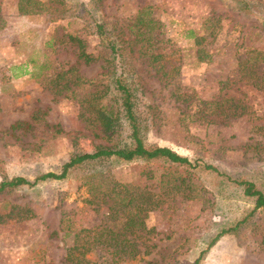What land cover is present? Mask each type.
Returning a JSON list of instances; mask_svg holds the SVG:
<instances>
[{"label": "rangeland", "instance_id": "1", "mask_svg": "<svg viewBox=\"0 0 264 264\" xmlns=\"http://www.w3.org/2000/svg\"><path fill=\"white\" fill-rule=\"evenodd\" d=\"M102 22L126 40L125 78L144 144L201 165L112 156L37 180L60 174L73 154L130 139L126 122L111 141L84 113L89 98L104 106L117 100L104 92ZM70 35L100 58L79 61ZM257 52L264 55V0H0V182L35 181L0 192V215L34 213L0 222V264H69L74 234L108 219L116 183L140 199H164L145 217V241L155 247L117 261L100 246L87 254L92 264H264V206L204 166L264 190V81L239 65L240 56ZM262 62L256 70L264 77ZM21 64L31 73L17 76ZM232 103L247 106L244 115H231ZM20 121L32 126L10 129ZM180 182L178 192L166 191Z\"/></svg>", "mask_w": 264, "mask_h": 264}, {"label": "trees", "instance_id": "2", "mask_svg": "<svg viewBox=\"0 0 264 264\" xmlns=\"http://www.w3.org/2000/svg\"><path fill=\"white\" fill-rule=\"evenodd\" d=\"M97 27L98 33L102 39V51L106 53L103 59L105 61L107 74H109L110 78L109 83L104 88V92L105 94L115 93L117 100L115 103H111L110 106H104L101 102H98L99 98H89L84 113L90 112L87 115L88 119L100 124L102 132H104L111 141H113L115 135L121 131L123 122H126L130 139L126 143L121 144H101L98 146L97 150L92 153L73 154L70 160L63 165V170L60 174L49 172L39 176L37 180L64 178L68 175L70 168L85 160L112 156L126 161L135 159L146 161L162 159L179 165H190L195 167L201 165L199 160L192 162L190 158L181 155L170 147L148 148L144 144L137 122L135 100L132 93L133 89L125 78L127 66L123 58L124 54L122 50L125 48L124 45L126 40L121 36V33L115 32V28H110L107 22L98 23ZM69 42L76 48V55L79 61L90 64L100 58L86 51L87 43L78 35H70ZM257 53H259L257 56L249 54H246L244 57L240 56L239 65H242L244 68L248 69V71L256 75V78H260L261 81H264L263 75H259V71L256 70L259 64H263L264 55L261 52ZM20 68L21 70L17 76L31 73L27 64H21ZM98 91L94 94L98 95ZM231 100L233 101V99ZM230 107H233L230 114L234 116L244 115L245 109L247 108V106L238 103H232ZM31 126L32 124L29 121H20L12 124L10 129H25ZM204 166L207 169L214 170L228 181L242 187L245 195L255 198V208L264 206V190L258 188L255 182L248 179H235L213 164H204ZM33 183H35V181H30L22 176H17L12 179H3L0 182V192L22 184ZM183 185L184 182L174 183L170 188L168 187L166 191L174 189L178 192L177 189H180ZM112 191L116 194L113 195L111 193L109 197L113 199V203L108 206V219L93 228H81L74 234V244L68 248L67 252L66 260L69 264H92L93 262L87 257V254L91 251L94 252L97 247L99 248L100 246H103L104 250L111 253L117 261L127 255H148L155 247V244H149V242L145 241L149 239V233L146 231L145 217L150 210L158 207L161 202L164 201V199L160 197L161 195H157V198L153 195V197L144 196L140 199L132 188L122 183H116L112 187ZM147 193L152 196V193L149 191H145L143 194ZM88 203H92V201L88 200ZM129 205H133V210L126 212L125 208ZM33 216L34 213L31 209L20 208L17 212L12 211L6 215L1 214L0 222L5 221V219H3L5 217L26 219ZM70 217L69 214H65L62 219V227L63 230L66 231V235L70 234ZM110 218L122 222L123 226L119 227L118 225L120 224L111 222L112 220ZM134 226H136V228H134ZM138 230L140 233H138ZM223 232H226V230ZM223 232L217 235L212 243H214ZM135 239H144L145 242L143 241L139 245L136 243ZM198 260L195 264H198Z\"/></svg>", "mask_w": 264, "mask_h": 264}]
</instances>
